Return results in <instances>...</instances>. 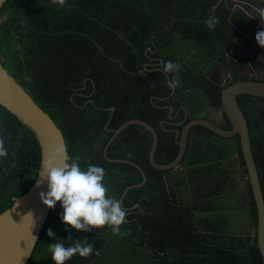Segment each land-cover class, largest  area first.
<instances>
[{
	"label": "trees",
	"instance_id": "16d2710c",
	"mask_svg": "<svg viewBox=\"0 0 264 264\" xmlns=\"http://www.w3.org/2000/svg\"><path fill=\"white\" fill-rule=\"evenodd\" d=\"M212 16L219 23L209 29L205 20ZM239 30L253 40L260 31L242 11L220 0H65L63 6L52 0H5L0 65L53 121L68 155L82 169L94 164L105 170L108 195L127 211L118 235L108 226L77 231L61 223L57 202L26 264H54L49 229L66 247L73 243L69 237L86 238L99 250L88 258L77 254L65 264H262L237 136L223 138L191 127L182 169L173 176L150 166L151 135L136 124L108 144L110 161L102 156L112 131L131 119L155 131L153 160L160 165L174 160V132L180 133L184 123L203 118L229 130L218 115L223 87L210 75V63L227 65L225 52ZM168 60L181 65L183 86L175 91L167 84L177 74L165 75L161 67ZM237 72L232 68L230 83L245 81ZM252 100L236 97L264 204V127ZM0 137L9 153L0 158L1 213L33 182L39 148L33 133L2 106ZM168 188L176 204L169 202Z\"/></svg>",
	"mask_w": 264,
	"mask_h": 264
},
{
	"label": "water",
	"instance_id": "95a60500",
	"mask_svg": "<svg viewBox=\"0 0 264 264\" xmlns=\"http://www.w3.org/2000/svg\"><path fill=\"white\" fill-rule=\"evenodd\" d=\"M4 2L5 0H0V8ZM224 2L226 3V0H224ZM255 3L257 4H253L255 6V11L262 10V16H264V0H255ZM249 14L251 15L249 18L250 21H252L257 27H261L259 21L252 16L254 13L250 11ZM251 40L252 39L250 38L249 41L253 43V46H257V42L255 43V41ZM242 65L247 68L245 62H242ZM225 69L228 73L229 69ZM252 75L253 77L251 78L253 80L250 81L240 80L230 83V80H214L215 83L223 87L220 91L219 113L224 116L231 128L229 130H223L222 128L217 127L214 123L203 118H196L184 123L180 133L177 131L174 132L175 137H178V140H176L178 151L171 163L160 165L153 160V154L157 142L156 133L149 125L138 119L128 120L112 131L111 136L103 147L102 156L110 161L105 154L108 144L124 127L136 124L146 129L151 135V145L148 151V162L150 166L159 171H170V175L173 176L176 171H181L182 169L179 161L184 152L187 131L191 127L196 125L204 127L215 135L223 138L237 136L245 171V175H241V180L243 186H245V181L248 183L255 205V241L261 257V263L264 264V204L255 165L251 156L245 119L236 102V97L239 95L252 96L254 99L252 101L253 110L258 119V123L261 125L257 109L258 101L256 98L264 100V78L257 77L255 72H253ZM239 76L245 78L243 72H240ZM0 106L12 114L21 124L26 126L33 133L39 148V163L33 182L23 194L13 199L12 204L0 213V264H26L49 212V209L42 204L39 197L40 192L47 191V182L45 181L37 186V183L40 180V161L46 157L51 150L64 145V141L61 132L49 116L32 101L21 86L1 65ZM110 111H113V108H110ZM161 125L162 122H159V126ZM141 177L142 184L145 181V177L143 174H141ZM141 184L135 186H140ZM126 190L127 188L124 190V193ZM167 190L169 202L171 204H176L174 198L175 194L170 192L169 188ZM29 213H31V217L26 216ZM247 241H249V238H247Z\"/></svg>",
	"mask_w": 264,
	"mask_h": 264
},
{
	"label": "clouds",
	"instance_id": "9594fccd",
	"mask_svg": "<svg viewBox=\"0 0 264 264\" xmlns=\"http://www.w3.org/2000/svg\"><path fill=\"white\" fill-rule=\"evenodd\" d=\"M52 3L63 6L65 0H52ZM259 16L264 21V16ZM218 23L219 19L215 16L205 20L209 29H214ZM255 40L264 48V30L256 33ZM161 67L165 75L177 74L171 76L168 81L167 87L170 90L175 91L177 87L183 86L178 75L181 71L179 63L168 60L164 61ZM152 86L154 87V84ZM8 154L5 141L0 137V158L7 157ZM105 175V170L98 165L89 164L86 169H82L78 159L68 155L66 145L54 148L40 161V180L37 186L47 182V191L39 193L40 200L48 209L55 208L59 202L62 209L59 219L67 227L77 231H90L108 226L112 234L118 235L120 226L126 220L127 211L122 208L119 200L108 195L109 190L103 183ZM26 216L31 217V213ZM46 235L55 241L49 244L48 248L54 264H65L77 254L88 258L95 251V254L99 255V250L86 238L73 240L69 237L68 240L73 243L66 247L64 240L57 239L52 229H49Z\"/></svg>",
	"mask_w": 264,
	"mask_h": 264
},
{
	"label": "flooded vegetation",
	"instance_id": "af4514ba",
	"mask_svg": "<svg viewBox=\"0 0 264 264\" xmlns=\"http://www.w3.org/2000/svg\"><path fill=\"white\" fill-rule=\"evenodd\" d=\"M222 1L227 8L230 10L238 9L242 11L244 16H246L248 19L251 17L249 12H253L252 15L256 20L259 21V24H261V27H257L260 30H264V21L261 20L259 15H262V10L255 11V6L257 5L255 3V0H226V3L224 0ZM254 4V5H253ZM254 9V10H253ZM250 20V19H249ZM252 22V21H251ZM241 31V30H239ZM255 39V38H254ZM250 37L242 33V31L235 37L234 43L232 47L229 48L225 52V60L227 62V65L220 64L216 61H211V65L213 66L212 71L210 72V75L214 80L217 81H231V72L232 68H238V76L240 72H243L245 75V81L253 80L251 77H253V72L259 76L260 78H264V48H261L255 41L257 46H253V43L250 41ZM242 62H245L247 65V68L243 67ZM229 69V72H226V69ZM253 71V72H252ZM240 77V76H239ZM256 77V76H255ZM254 77V78H255ZM256 77V79H257ZM242 78V77H240ZM258 101L257 109L259 114V119L261 120V125L264 127V100L256 98ZM254 100V99H253ZM252 100V101H253ZM253 107V105H252ZM218 115L220 116V113L218 112Z\"/></svg>",
	"mask_w": 264,
	"mask_h": 264
},
{
	"label": "rangeland",
	"instance_id": "374dc122",
	"mask_svg": "<svg viewBox=\"0 0 264 264\" xmlns=\"http://www.w3.org/2000/svg\"><path fill=\"white\" fill-rule=\"evenodd\" d=\"M241 225H242V226L245 225V221H242V222H241ZM241 225H240L239 228H237V229H242V226H241ZM247 230H248V229H247Z\"/></svg>",
	"mask_w": 264,
	"mask_h": 264
}]
</instances>
